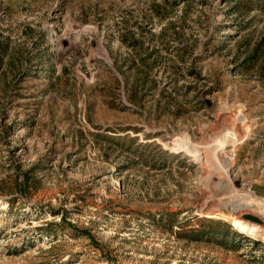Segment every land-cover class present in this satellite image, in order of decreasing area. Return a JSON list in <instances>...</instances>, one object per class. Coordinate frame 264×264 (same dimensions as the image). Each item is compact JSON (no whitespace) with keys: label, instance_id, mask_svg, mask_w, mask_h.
Segmentation results:
<instances>
[{"label":"rangeland","instance_id":"1","mask_svg":"<svg viewBox=\"0 0 264 264\" xmlns=\"http://www.w3.org/2000/svg\"><path fill=\"white\" fill-rule=\"evenodd\" d=\"M0 264H264V0H0Z\"/></svg>","mask_w":264,"mask_h":264},{"label":"water","instance_id":"2","mask_svg":"<svg viewBox=\"0 0 264 264\" xmlns=\"http://www.w3.org/2000/svg\"><path fill=\"white\" fill-rule=\"evenodd\" d=\"M248 218H249L250 220L255 221V222H260V220H259L258 218H256V217H254V216H249Z\"/></svg>","mask_w":264,"mask_h":264}]
</instances>
